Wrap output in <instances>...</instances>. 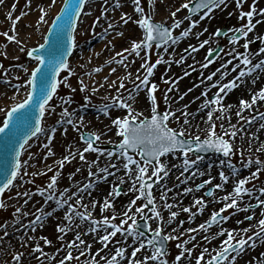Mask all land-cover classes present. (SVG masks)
Returning <instances> with one entry per match:
<instances>
[{
    "label": "rangeland",
    "instance_id": "1",
    "mask_svg": "<svg viewBox=\"0 0 264 264\" xmlns=\"http://www.w3.org/2000/svg\"><path fill=\"white\" fill-rule=\"evenodd\" d=\"M5 2L8 1V4L6 6L0 4L2 9H8L10 7L11 12H12V17L14 15H20L24 12V10L27 8L29 4L28 0H4ZM125 1L127 0H121V5L125 4ZM132 1V0H130ZM171 2L168 5L163 6L161 3L159 4L158 0H151V3H149V0H141V6L144 7L145 9V14L152 16L153 20L156 22H162L167 26H170L172 28V25L175 21L180 22V27L178 28H172L174 29V36L179 37L180 33L190 27L191 25V20L187 17L188 10L182 8V5L180 4L181 2H184V0H170ZM194 1V0H193ZM49 0H40V5L34 1L32 12L34 17H37V15H40V8H45L46 4H48ZM186 2V1H185ZM184 2V3H185ZM63 0H56V3L54 5L51 4L50 0V8L47 9L46 11L48 12V15L46 17L48 23H38L36 24V28L34 31L36 34H39L38 38L36 41L27 44L25 41H22V39H19L22 41V44H17L16 42L12 41L9 42L7 41L6 37L2 34L5 31H7L10 35L14 34L12 31V23L13 20H10L7 17H0V126L2 125V121L5 119L7 111L12 107L14 103H17L21 100L24 99L28 89L21 88L19 92L16 91V89L13 87L16 84H23L25 80H27L28 76L30 75L31 69H32V63L29 61L27 57V50L37 47L38 44L43 42V37L46 35L49 26L54 18V16L59 12L61 6H62ZM156 3H158L156 5ZM255 3L256 9H257V14L254 15L253 17V24L255 25V28L253 29L252 32L249 33L247 38H244L242 40H239L238 43L236 42H227L224 39L219 40L214 33L217 32V30H220L221 28H226V29H231L235 30L236 28H239L247 23V17H244L243 19L240 18V12L241 11H249L251 9V6ZM98 5L99 10L94 13L92 9H90V14H91V20L89 22H82L80 23L81 26H83L81 30V34L76 35L75 40H76V46H82L83 43L86 42V40H90L91 36L93 34H101L102 32L107 33V35H104L101 39L100 42H102L104 39H107L108 37L116 36V33H113V29H109L106 31H102L99 29V23L102 20H107L109 16L112 17L113 13L119 12L120 8L115 7V0H108V3L105 4L104 0H89L88 2V7L91 8L93 5ZM173 4V5H172ZM13 5H15V8L13 10ZM172 5V6H171ZM177 6H180V10L176 11L175 8ZM122 7V6H121ZM155 7H164L163 12L165 15V18L162 20H157L156 19V11L154 10ZM166 7V8H165ZM107 8V12L104 11V9ZM131 8H134V5H131ZM28 9H31V6H28ZM264 9V0H245V2L242 5L241 8H237L235 0H226V6H221L220 8H215L213 9V12H211L207 17H205L203 20V27H202V32L200 33H195V37L192 38L191 35L185 38H180L176 44H169L167 46L171 48L173 56H175L174 59L168 58L166 55L167 51H164V47L156 48L153 46L151 50L147 51V57L150 56V63H155L157 59L162 58V63L163 65H157L156 68L154 69V74L151 77L152 81L156 84H158V89L155 93L156 95V104H157V110L162 111V112H167L170 109L172 111H176L177 108H173V101L172 98L176 97L177 101H179V97L181 95L185 96H190L194 95V99H199L202 98L201 93L205 91L206 89L208 90V96H210L212 91L217 92V88L215 87H210L215 81H209L207 80V76L213 72L218 73L217 69L221 70L224 68H229L230 72H233L232 69L236 66L235 64H232L233 62L240 63L239 59H234L233 57L235 56L236 53H245L249 55L250 59L253 57L255 58L256 56L260 55L258 53V50L260 47L264 46V42H262L259 39H256L257 36L259 37H264V16L259 14V10ZM122 10V9H121ZM157 10V9H156ZM173 11H176V16L172 17L171 13ZM31 13V11H30ZM135 18L132 22V26L141 33L143 30L139 28L138 24L135 23V20H137L140 16L138 13L137 15H134ZM187 17V18H186ZM23 18V17H22ZM99 18V22L94 25V21ZM257 21H261L260 23H256ZM103 23V22H102ZM124 26V25H123ZM206 29V31H205ZM100 30V31H99ZM113 31V32H112ZM113 33V34H112ZM15 34L17 35H24L25 32H16V27H15ZM191 36V37H190ZM192 38V39H191ZM29 39V38H28ZM139 36L137 37V40H139ZM204 40H208L209 43L206 44L203 48H199L197 52H192L191 49L189 48V45L192 46H199L200 43H202ZM246 41H252L249 44L248 50H245L243 45ZM99 42V43H100ZM131 42V41H130ZM98 43V44H99ZM220 44V45H219ZM97 44H94L93 47H95ZM220 46L222 48V53L214 60L212 63L208 65L207 68H202L201 64L207 63L206 57L208 55V50L209 49H215L217 46ZM24 47L25 51H20V48ZM188 49L187 52L184 50ZM87 50H81L80 53H75L73 58L70 61V67L73 71V75H71L68 78L67 83L70 84L72 87H66L64 83H61V86L57 89V94L53 97V100L50 102V107L51 105L55 106V112H52L49 110L46 115L45 119L43 121V128L45 129V132L41 133V136H38L35 140L30 142L22 155V170H21V177H18L17 180L14 182V185L10 188L7 189L6 192L3 195L2 201L5 204L4 208H0V248L3 246L4 243L8 242L10 240V237L5 235V232H7L8 227H12L15 222L19 221L22 217L20 213H16V207L11 205V202H14L16 198H22V195H17V193H24L28 192L30 193L32 197H38L41 198L42 196L39 194L37 189L41 188H46L47 184L50 182V178L53 175H57L58 179L63 178L62 180V186L61 187H56V192L55 195L59 198L60 193L64 192L65 189H67L69 192L70 188V182L72 179H75L76 182L81 181V185L83 184L84 180L88 178V173H84L86 168H83L82 163H77L76 165L74 164L73 166L67 167L64 164L63 168L59 167V161L63 159V157L66 155L67 150L71 148H76V149H81L84 148L85 145L80 139L82 133L87 132V133H97L101 134V140L98 142V145L100 146L99 149L102 150V153H96V152H88L86 153V158H89V155H93V160L100 161V159H103L105 157H109L107 154L109 152H112L116 154L113 151L105 149L108 146H117L119 144V141L122 139L120 136L116 134V138L113 139H108L107 136L109 133L116 132L115 126L112 125V120L111 123H109V120H106L102 124L99 125H93L89 127H84V126H78V128H75L73 124H68L67 126L70 130L71 137H68L67 140H57V142H54L53 145L50 146L52 153L54 154L51 164L46 167V169L41 170V171H34V170H29L28 165L30 162L37 158L39 161H42V155H46L44 153L48 149L44 147L46 144L43 140V136L48 132L52 133V129H58L59 125L62 124L61 122V112L63 111L64 107H67L69 110V113H73L80 109L81 107H92V108H97V109H103L105 105H108V112L113 111L120 113L119 117H123L126 115L127 110L126 109H121L119 107H116L111 100V97L117 96V88L119 86L116 85L115 88H107L105 89V96L104 98L100 99L98 97L93 96L91 93H89L87 90L85 91H80V84L79 81L83 80V74L82 73L85 68V63L83 62L82 58L84 53ZM7 53V55H3L2 53ZM146 55L145 52H141ZM186 53H189L187 55ZM231 53V55H230ZM127 55V54H125ZM183 56L184 60L182 63L177 64L175 61L179 60L180 57ZM168 58V59H167ZM76 59H81V66L77 67L76 64ZM120 58L118 57L117 60ZM167 60V61H165ZM170 60V62H169ZM231 60V64H227L226 62ZM237 60V61H236ZM117 63V62H116ZM170 64V67L167 66V64ZM117 63L116 65H118ZM226 65V67H222ZM191 66V67H190ZM119 67V66H117ZM164 67V68H163ZM163 68V69H160ZM25 69H28L27 72H25ZM195 69V70H193ZM91 72V71H90ZM188 72L189 75L185 76L184 73ZM140 74L143 75V70L141 69ZM238 74V71H237ZM236 74V75H237ZM68 73L67 71H64L61 74L60 80L63 81L64 77L67 76ZM206 75V76H205ZM235 74H233V77H236ZM232 77V78H233ZM165 80H178V83L176 86L173 88L172 92L167 93V100L165 99V93L169 87H172L171 83H165ZM220 80V79H219ZM229 80V77L225 79V82ZM232 80V79H231ZM125 83V89L120 90L119 95H122L125 99L128 98L129 93L136 92L134 85L132 84V81H127L123 80ZM186 81V82H185ZM217 81V80H216ZM138 83V81H137ZM182 85L183 88L182 90L179 91L177 85ZM133 85V86H132ZM241 85V83H240ZM262 85H264V81L260 83L255 89L254 93L255 94L259 89H261ZM76 89L75 92L72 91V89ZM188 89H192L191 91H188ZM233 90V89H232ZM230 91H227L226 93H222L221 95L224 97L222 103L224 101H227L226 94H228ZM187 93L186 95H184ZM24 94V95H23ZM252 92L247 95H238V97L235 98V105L239 104V101L241 98L251 101L252 97ZM71 97V103L69 104H64L62 102V98H68ZM85 97H88V99H85ZM205 98V97H203ZM193 99V100H194ZM135 100L129 101L130 103L133 104V107L136 111L142 112L143 116L140 117V119H143L144 117L150 118L151 112H150V105H151V99L148 96V99L145 102H143L140 106H136ZM259 102H264L262 100H258ZM223 104L227 107L228 105ZM185 105H188V107H191L190 103H187ZM195 107H200L202 108V105H197ZM255 105L252 106L251 109H245L242 112V116L238 117L236 115L237 111L240 109H236L234 111L233 116L229 114L228 112H223V116L221 115L222 113L217 111L214 112L213 116V122L216 124V132L218 135H223L224 132L226 131H231V125H235L237 129V135L235 138L231 137H225V139H230V142L233 145V152L230 156L225 157L223 156H211L215 158L214 160L220 161V166L218 168V171L216 172V178L221 181L220 184H223L224 182L221 180L219 173L223 171L228 177H231V174L237 173H243V170H248L249 174H246V177H249L251 172H254L257 167H261L262 170L259 172L257 178L255 179H250L249 183L245 185V187H248L252 189V192L249 195H245L242 200H240L239 206L240 208H248V211H239L236 208H229L226 211H224V215L228 216L229 219L227 221H224L223 223L219 224L218 226L214 228H208L207 231L203 230H197L196 232L192 233H184L181 237L180 234L176 235V233L172 232V236L178 237V239H173L172 241L174 242V255L175 257L179 254L180 251L184 250V241H188V247L189 249H192V254L191 256H188L187 253H185V256L181 258L179 264H187L188 262L190 264H195L196 257L199 256L200 252H202L205 248L208 249V252L205 254V260L209 259L212 255L215 254L216 251L220 250L221 243L217 245L216 240L217 239H226L227 233L224 235H219L221 228L224 229H236V239L240 238V235H243V233H240L241 229L248 228L249 231L247 235H252L254 232H258V221L259 219L264 218V205H259L258 206V199H264V194L260 192V189L264 187V166H258L255 164V160L259 158L260 160L264 161V143L259 139V130H256V128H259L261 124H263V121L261 122H256V118L260 116V114L263 112L264 109L260 110V113L258 112V109L254 108ZM254 109L256 110L254 112ZM178 111H176L177 115ZM258 115V116H257ZM178 116V115H177ZM222 117L221 119H217L216 117ZM257 116V117H256ZM243 117V118H242ZM252 117H255V119L249 124L246 123V119H250ZM66 118H63L65 120ZM184 118H180L179 121L176 119H171L168 121V125L171 128L176 129L177 131H180L182 128L185 131V137H195V136H200L201 138H205L209 134V128L210 124L207 122V126L205 128H191L189 127L188 124L183 123ZM109 123V126H106ZM223 124V128L220 126ZM255 124V125H254ZM247 128V129H245ZM58 137V136H57ZM76 142V144H75ZM131 155V154H130ZM116 156V155H113ZM112 156V157H113ZM120 156V155H117ZM109 157V158H112ZM121 157V156H120ZM123 159V157H121ZM134 158L139 159V156L136 154L134 155ZM170 160L166 157L164 159H161L163 163L166 165L171 164V161L177 163L173 165L171 170L178 169L182 172H184V166H183V161H184V156L182 153H177L173 155L172 157H169ZM251 158L253 161V164L250 167H246L245 164L247 163L248 159ZM189 159L191 160H196V157L189 153ZM212 159V158H211ZM211 159H201L197 161L196 165H194L192 168L189 170H202L204 168H208L204 166L205 162L210 161ZM213 160V161H214ZM27 162L24 164L23 162ZM223 161V163H221ZM231 165V167L229 166ZM106 166V165H105ZM135 168V165H133ZM224 167V168H223ZM51 169L49 171L48 169ZM79 169V171H77ZM226 169V170H225ZM108 171L113 174L112 171L108 168ZM202 171H198V174L201 175ZM245 172V171H244ZM25 173H27L25 175ZM34 173H39L36 175H33ZM151 174V168L149 169V175ZM204 174H207L204 173ZM203 174V175H204ZM162 175V173H161ZM104 176H110L112 175H107L105 173L101 174V177ZM71 177V178H70ZM124 178V183L121 184L120 180L118 182H112L111 181L107 184L106 188L104 189V193H110L113 191L115 185H119L121 189V195L116 197V196H111L109 200L112 201L113 207L104 209L103 207V202L105 199H97L95 202V207L97 205V202L99 203V208L95 209L93 207V203H89V201L81 200V205H86L87 206V211L91 213V216L99 221H102L105 216L111 218L113 213L115 212L116 219L115 223L119 224L120 220L123 219V212L127 210L129 201L132 200L138 193L136 192H131L129 191V188L132 184V180L127 177L125 174L122 175ZM245 177V176H243ZM241 176H237L234 178V181L232 183L234 188V185L238 179H241ZM57 179V180H58ZM113 179V178H111ZM230 179V178H229ZM233 179V177H232ZM101 180V179H100ZM185 178L182 176H179L177 180L175 179V185L180 186L184 183ZM195 181V179H194ZM209 181V180H205ZM204 180H199L198 183L194 184L192 191L194 194L198 195L199 197H203L205 201V205H200L197 206L194 204L192 201L193 198H189V192L183 195V198L186 203H188L187 208L191 209V212H177L178 215L174 219L178 221L179 228L183 227L180 222L183 220V218H187L186 220V226L189 227L191 223H194L193 226H190L189 228L193 229H198V226L202 223H205L206 221L210 220V217L208 220H206V216L209 215L210 212L212 211H219L224 203H219L215 204L214 202H218V199L215 198V196H210L207 197V192L209 189H216L215 186L211 183H206L207 186H205ZM211 181V179H210ZM212 182V181H211ZM204 183L203 188H197L198 185ZM228 183H230L228 181ZM227 183V184H228ZM98 184V183H97ZM137 187L139 185L137 184ZM82 188V187H81ZM80 186L77 187L76 191L81 189ZM128 188V190H127ZM230 188V186H229ZM233 189H231V192ZM124 193V194H123ZM83 193L80 192L78 195L74 196V199H76L78 196L82 195ZM165 196V194L161 195L159 199ZM182 193L178 195V199H182ZM64 199H67L68 196L65 194L63 197ZM115 198H123L124 203L122 205H125V209L121 211L120 213H117V206L115 205L116 202H114ZM74 199H71L69 203L75 204L73 201ZM191 199V202L188 200ZM36 200V198H35ZM142 201H137L136 205L132 206V213H135V209L137 206H141ZM214 203V207L211 209H206V207H209L210 204ZM171 204V203H170ZM53 205V206H52ZM164 204L160 205L157 209L161 211V215L164 217V222L162 224L163 229L166 230L170 224L168 223V219L170 216V211L173 209L171 208L170 210L167 208L163 207ZM43 207V206H41ZM66 207V208H65ZM68 205H65L62 208H56L55 202L54 204L51 203V205L46 207V212L51 213V219L50 223H52L51 226H46V223L44 224V232L40 233L42 237H46L48 240H50L52 243L51 244H46L44 242V239L41 238V243L40 247L43 250V254L41 252L35 251V248L30 247L29 249L26 248L25 250H22L23 256L21 262L22 264H60L61 260H65V257L67 256V253L69 251V248L67 245L75 240V236L77 233L80 234L81 239L85 241L83 245L79 244L77 242V247L72 248V259L65 260V264H107V260L111 259V257L115 254V250L118 247H123L125 250H127V253L129 251V256L131 259V252L135 249L136 245H138V241H134L132 237H127L121 235L120 233H117L116 237H113L112 240L109 242L108 247L104 248L102 243L99 240L100 237V232L97 234L95 232H90L89 230L82 231L81 229H78V227L73 228L72 230H67L66 233H60L57 230L58 225H63V226H69L73 224H69V221H65L62 219L61 214H62V209L65 208L63 212L67 210ZM177 207V206H176ZM198 208H203V211H198ZM55 209L58 211L54 213ZM77 210L78 211H85V208L77 205ZM175 210V209H174ZM148 210H146L147 212ZM176 212V211H175ZM213 213V212H212ZM58 215V216H57ZM139 214L136 215L135 218H137ZM246 216H253L252 220H247L245 219ZM74 221H81L79 217L74 216ZM173 220V221H174ZM57 221V222H56ZM154 221V220H153ZM172 221V222H173ZM239 221H242V223H239ZM82 222V221H81ZM87 223L89 226L90 221H83ZM131 223V221H129ZM159 223V222H158ZM158 223L152 226L154 228L158 226ZM185 225V224H184ZM127 226V225H126ZM101 228L105 229L103 226H100ZM111 229H109L110 231ZM92 233V234H91ZM93 234L96 236H93ZM168 234V233H166ZM63 235V239H59V237ZM93 236V237H92ZM195 236V240H192L191 237ZM207 236L208 240L206 241L204 237ZM263 237V238H262ZM262 239H264V236L256 238V243L255 247L248 246L246 247L242 252L237 254V259L234 262V264H259V260H262L264 257V241L262 242ZM90 245V248L88 247ZM180 245V247H177ZM9 247V245H8ZM14 248V247H10ZM143 249H141L137 256L134 259L140 260L141 263H144V260L139 256L141 254ZM19 251V249H17ZM83 253V255L81 254ZM152 251H149L147 253V256L151 255ZM17 253L14 252H9L6 254H1L0 250V264H17V262L14 260V256ZM107 254V255H106ZM58 255V256H57ZM118 258V257H117ZM175 262L176 259L174 258ZM132 261V260H131ZM131 261L124 262V264H131ZM207 261V260H206ZM20 262V263H21ZM146 264H151L146 262ZM202 264H205V261H202Z\"/></svg>",
    "mask_w": 264,
    "mask_h": 264
},
{
    "label": "snow or ice",
    "instance_id": "2",
    "mask_svg": "<svg viewBox=\"0 0 264 264\" xmlns=\"http://www.w3.org/2000/svg\"><path fill=\"white\" fill-rule=\"evenodd\" d=\"M4 0H0V4H2ZM29 4L31 0H28ZM89 2V0H63V6L60 8L59 13L55 16V18L51 22V27L48 29V34L43 37L44 42L39 44L37 47H33L27 50L26 54L32 60L36 62V66L31 69L30 75L28 76L27 80L23 82V84H16L13 87L16 89L17 92L21 88H27L28 91L23 100L14 103L10 110L6 113V118L2 121V126H0V139L5 141V149L7 155L8 152L15 151L16 159L14 162L11 163V169L9 170L7 165H0V176H3V180L0 181V194H3L7 189H10L14 182L17 180L18 177H21V170H22V162L19 159L21 152L24 150L25 146L29 144V141L33 137H37L38 134L45 132V129L42 127L43 118L49 110L55 112V106L51 105L50 102L53 100V97L57 94V89L61 86V83H64L66 87L71 88L72 86L67 83L68 78L73 75V71L69 65V61L67 57L71 55L72 50L76 46L75 40V31L77 29V24L81 18L82 13L84 12L85 5ZM237 8L242 9V5L245 0H235ZM56 0H51V4L54 5ZM104 3L107 4L108 0H104ZM134 5V12L139 13L140 16L135 23L138 24L139 28L142 29V38L139 40L132 39L130 42V48H124L122 51L116 53V57L120 59L117 60V63L122 64L125 68L129 65L125 63L127 60V56L135 54V56L140 57L141 52H145L146 55L143 58V63L140 66V69L143 70V75L140 74V70H137V75L135 80L132 81L134 85L135 91L138 93L141 90H147V94L151 99L150 105V112L151 116L150 119L148 117H144L142 112H138L134 109L133 104L129 101L134 99L132 93L130 92L128 98L125 99L122 95H119L120 90L125 89V83L123 80L119 81V86L117 88V96L111 97L112 103L121 109H126V115L123 117H116L112 119V125L116 128V134L120 136L122 139L119 141V149H120V156L123 157V168L125 169V175L128 176L132 180V184L129 188V191L136 192V195L132 200L129 201V205L126 211L123 212V219L120 220V223H115L116 215L115 212L113 213L112 217L109 218L105 216L102 221L96 220L91 216V213L87 211L86 205H81L82 196L76 200L75 204L69 203L72 199V196H68L67 199L63 197L67 193V189L64 192L60 193V197L58 198L55 195L56 192V185H57V175H53L50 178V182L47 184L46 188L37 189L39 194L42 197H45V204L50 201L55 202L56 208H62L65 205H68L65 219L69 221V224L74 222V216L79 217V219L83 221H90V232L97 231V228L103 226L105 228V234L99 237L100 242L102 243L104 248L108 247L109 242L112 240L113 237L117 236V233L127 237H132L134 241H138V247H136L131 252V257L133 258L131 264H141L140 260L134 259L137 256V253L141 249H145L146 246H149L154 249V251L149 256L144 257V262L146 264L147 261H154L158 262V264H168L165 257V241H170L173 239H178V237L172 236L169 234H163V221L164 217L161 215V211L158 210L155 206V198L153 196L152 188L153 183L151 181L153 177H155V183H159L165 177L169 175L168 167L165 163L161 161V157L165 156L168 153L180 151L184 156L183 166L184 171L187 172L190 168L196 165L197 161L201 160L202 157L197 156L196 160L189 159V153L192 151L200 152V151H207L209 149H213L217 152L223 153L225 157H228L233 152V145L230 142V139H225V137L235 138L237 135V129L235 125H231V131L224 132L223 135H218L216 132V124L213 122L214 112H225L227 108H230L231 105L227 107L222 103L224 97L221 95L222 93H226L227 91H231L240 86V82L242 78L251 75L255 70L260 69L264 70V60H261L259 63L252 65V61L248 54L245 53H236L233 57L234 59H239L240 63L237 64L232 71H236V68H239V72L232 80L227 82H221V80L215 81L210 87L217 88V92L211 99H208V90L206 89L201 93V96L205 97L202 107L208 108L209 111L207 112V121L210 124L209 134L204 139H201L200 136H195L185 138V131L183 128L180 131H177L174 128L168 126V121L171 119H176L177 121L183 117V123L189 124L190 121L188 117L190 113L187 112L188 105H184L183 109H177L176 111H180V116L176 115V111H172L171 109L162 115L157 110L156 104V91L158 89V84L151 82L150 77L154 74V69L160 63H162V58L157 59L155 63H150L149 58L147 57V51L153 48L155 44L156 48L164 47V51H167V46L171 44H176L180 38L188 37L199 21L193 20L190 27L185 29L180 33L179 37L173 35L172 30L165 26L162 22H154L152 16L145 14L144 7L141 6V0H132ZM151 3V0H149ZM193 0H186L183 3L182 8L187 9L191 13H199L202 9H205L203 15L200 16V20H203L207 17L215 8H220L221 6H226V0H199V2L195 3L194 7L191 6ZM121 0H115V7L120 8ZM13 10L15 5L12 6ZM180 9L177 8L176 11ZM40 15L38 17V23H48L46 17L48 12L44 8H40ZM107 12V8L104 9ZM176 11L171 13L172 17L176 16ZM257 14V9L255 3L251 6L249 11H241L240 18L243 19L247 17V23L239 28H236L233 32L230 42L238 43L240 36L242 35L244 38H247L249 33L253 31L255 25L253 24V17ZM259 14L264 16V9L259 10ZM24 13L21 14V16ZM21 16H17L14 20L12 17V12L8 13V18L13 20L12 23V31L14 34L10 35L7 31L2 33L7 41L9 42H16L17 44H22L17 38L15 34V27L16 23L19 21ZM187 18V17H186ZM121 21L127 25L129 21L133 19L132 16L124 13L120 17ZM99 22V18L94 21L95 26L96 23ZM261 21H257L256 23H260ZM116 27L115 24L109 23L108 28L114 29ZM180 27V22L175 21L172 25V28ZM206 31V29H205ZM239 33L240 35H237ZM215 35H220L219 30H217ZM117 35L122 36L123 33L119 32ZM256 39L261 40L264 42V37L257 36ZM252 41H246L243 45L245 50H248L249 44ZM208 40H204L199 46H192L189 45V48L192 52H197L199 48H203L206 44H208ZM20 51H25L24 47L20 48ZM185 52L188 49L184 50ZM213 49L208 50V56L206 57L207 63L201 64L202 68H207L210 63H212L211 57L213 54ZM258 53L264 54V46L260 47ZM3 55H7V53H2ZM127 54V55H125ZM231 55V53H230ZM184 57L181 56L179 60L175 61L177 64L182 63ZM227 64H231L232 61L229 60L226 62ZM243 65V67H241ZM249 65H252L249 67ZM2 67V65H0ZM191 67V66H190ZM226 67V65L222 66ZM101 69H96V71H100ZM195 70V69H193ZM28 69H25L27 72ZM61 71H67L68 75L64 77V80L61 81L58 79ZM116 69L113 68L112 72H115ZM217 71H220L217 69ZM185 76L189 75L188 72L184 73ZM128 76H131V73H128ZM216 76V72H213L207 76V80L211 81L213 77ZM227 76V72H222L221 77ZM107 77H105V81H107ZM138 81V83H137ZM166 84L171 83L172 87H169L165 93V99L167 100V93L172 92L175 85L178 83V80H165ZM253 84L256 83L255 80L252 81ZM80 84V91H85L88 88V85L84 83L83 80L79 81ZM115 82H113V85ZM103 87V85H100ZM97 87H93L92 91H97ZM192 89H188L191 91ZM73 92L76 89H72ZM185 93L184 95H186ZM184 96L181 95L179 99H183ZM88 99V97H85ZM257 100L264 101V88H261L259 92L255 93L251 97V101L245 100L243 98L239 101L240 110L237 111L236 115L238 117L242 116V112L245 109H251L252 106L257 102ZM62 102L64 104L71 103V97L62 98ZM105 114H108V105H105L103 109H101ZM72 114L69 113L67 107L63 108L61 112V121L64 122L63 118L70 117ZM261 119H264V113L260 114ZM217 119H221L222 117L218 116ZM243 118V117H242ZM255 117L250 119H246V123H251ZM80 123H83V117L79 118ZM68 124H73L72 119H67L66 121ZM75 127L76 125L73 124ZM223 128V124L220 126ZM261 128H264V124L260 125ZM55 132V129H52ZM53 137H49V142L44 145L46 149H48V155H52V151L50 148V143ZM80 139L83 141L85 147L82 151H80L79 159L81 161L86 162L85 153L88 152H96L102 153V150L97 148L95 145L97 142L101 140V134L97 133H90L87 137L81 135ZM22 141V142H21ZM9 145L11 147H9ZM16 145L19 148H16ZM129 150L136 153L139 156V159L134 158L133 155L129 154ZM109 157H112L114 153L109 152L107 154ZM75 158V154L69 151L68 155H65L63 159L59 161V167L63 168L65 162H70L71 159ZM26 164L27 162H23ZM97 160L92 161V165H95ZM223 163V161H221ZM253 164L251 158L248 159L247 163L245 164L246 167H250ZM255 164L258 166H264V161L257 158L255 160ZM135 165V168L132 166ZM231 167V165H229ZM111 168H117L116 164H111ZM91 169V165L89 166ZM151 168V174L149 175V169ZM51 171V169H48ZM262 170L261 167H257L254 172H251L249 177L238 179L234 185L233 191L229 194H226L223 197V201H225L223 207L219 211H214L210 216V221H206L198 226V229L189 228L187 229L188 232H196L197 230L207 231L213 224H217L220 221H227L229 219L228 216H222L221 213L226 211L229 208H236L239 211H248V208H240L239 201L243 199L245 195H249L252 192V189L245 187L246 184L249 183L250 179L257 178L259 172ZM79 171V169H77ZM99 173H105L107 175H111L108 171V167H102L98 170ZM162 173V175H161ZM27 173H25L26 175ZM39 173H34L36 175ZM203 173H201L202 175ZM89 177L96 176L97 179H106V176L100 177L98 173H94L89 170L88 173ZM221 180L224 182L223 184H216V189H221L224 187V184H227L229 181V177L221 171L219 173ZM71 178V177H70ZM211 181H205L204 183H210ZM120 183H124V178H120ZM204 183L197 186V188H203ZM137 184L139 187H137ZM92 187V182L90 181L88 185H86L83 189H79L78 191L83 192L86 191L88 188ZM170 191V189H169ZM192 191L190 188L185 189V193ZM260 192L264 194V187L260 189ZM17 195H23L25 197L30 198V193H17ZM77 195V193L72 194ZM121 189L119 185H115L112 192L109 193V196H120ZM208 196H213L214 192L209 190L207 192ZM144 198L147 200L146 204L141 206H137L135 209V213L132 212V206L136 205L137 200ZM162 200L165 201L163 207L167 209H171L173 207L172 204L167 203L166 197L162 196ZM27 203V200H25ZM258 206L264 205V199H258L257 201ZM96 202H93V207H95ZM194 204L197 206L205 205V201L203 197L197 198L194 201ZM77 205H80L85 208V211L81 212L77 210ZM149 205H152L150 211L153 213L152 216L144 215V210L149 208ZM5 204L2 200H0V208H4ZM104 209H108L113 207L112 201L105 198L103 202ZM183 211L191 212L190 208H184ZM198 211H203V208H198ZM21 208L16 209V213H21ZM37 214L35 215V220L33 221L34 224L41 223L45 216L51 215V213L46 212L43 207L38 208L36 210ZM24 215H28V213H23ZM139 214L142 219L145 221L156 219L159 223L155 229H152L150 225L147 223L145 227L149 229L153 233L151 238L147 239L146 241L141 239L144 237V233L138 231L139 225L137 224L136 215ZM178 213L175 211H170V216L168 219V223L171 224L172 221L177 217ZM264 215V213H262ZM245 219L252 220L253 216H246ZM131 221V223H129ZM242 223V221H239ZM183 224V221L180 222ZM127 225V227H125ZM258 232H254L252 235H247L249 229L244 228L240 230L239 239H236V229H224L221 228L219 235H224L227 233L226 239H224L221 243L220 250L216 251L214 255H212L207 261H205V254L208 252V249L205 248L202 252H200L199 256L196 257L195 264H202V261H205V264H234L237 259V255L242 252L246 247L251 246L255 247L256 238L264 236V218L259 219L258 221ZM109 229H111L109 231ZM33 230H35L33 228ZM57 230L60 233H66L67 230H71L67 226L58 225ZM175 231V229H173ZM7 235V232H5ZM46 244H51L52 242L48 240L46 237H42ZM59 239H63V235L59 237ZM192 240H195V236L191 237ZM204 239L207 241L208 237L205 236ZM77 242L83 245L85 243L84 240L81 239L79 233L76 234L75 240L71 241L67 247L69 251L65 260H71L72 257V248L77 247ZM184 243H188V241H184ZM90 248V245L88 246ZM177 247H180L178 245ZM35 251L41 252L43 254V250L41 249L40 245L37 244L35 246ZM187 253L188 256H191L192 249L185 248L184 250L180 251L179 254L175 257L177 264H179L182 257L185 256ZM83 255V253H81ZM125 248L118 247L115 250V254L111 257V259L107 260V264H118L117 257H124ZM23 253H17L14 256V260L17 264H20L22 260ZM65 260H61L60 264H65Z\"/></svg>",
    "mask_w": 264,
    "mask_h": 264
},
{
    "label": "bare ground",
    "instance_id": "3",
    "mask_svg": "<svg viewBox=\"0 0 264 264\" xmlns=\"http://www.w3.org/2000/svg\"><path fill=\"white\" fill-rule=\"evenodd\" d=\"M34 1H36V3L38 5H40V0H31L30 5L31 9L27 8L24 10V15L21 16L20 15H14L13 16V20L17 17V16H21V18L19 19V21L16 23V32L20 31V32H25L24 35H18V39H22V41H25L27 44H30L34 41L37 40L39 34L35 33V29L34 27H36V24H38V17L39 15H37V17H34L35 14H33L32 9L33 8V4ZM186 0H184L185 2ZM171 1L170 0H159V4L161 3L163 6L168 5ZM184 2H181L180 4L183 5ZM8 4V1H4L2 3V5L6 6ZM158 4V3H157ZM1 5V6H2ZM50 0L48 2V4H46L45 8L46 10L50 8ZM131 5H133L132 1L127 0L125 1V4L122 5V10L119 11L118 13H113L112 17L109 16V18L106 20H101L100 21V25H99V29H101L102 31H106L108 30V24L109 23H113L116 25V27L113 29L114 32L113 33H119L122 32L123 35H116V36H110L107 39H104L102 42H100L99 44H97L95 47H93L91 50H87L84 55H83V62L85 63V68L83 69L84 71L82 73L83 74V81L85 84L88 85V88L86 89L89 93H91L93 96L98 97L100 99L106 97L105 96V89L107 88H115L116 85L119 84L120 80H127V81H132L135 80V77L137 75V70H140V66L143 63V58L145 57V54L141 53L140 57L135 56V54L130 55L127 60L125 61L126 64H128L129 66L127 68H125L122 64L121 66L119 65L118 67H114V64H111L112 61L117 60L118 57H116V53L122 51V49L124 48H130V41L132 39H136L139 36V38L141 39L142 33H140L138 31V29L134 28L132 26V24L128 25L126 27H123L122 25L124 24L120 17L122 14L127 13L128 15L132 16L134 18V11H132ZM173 5V4H172ZM171 5V6H172ZM0 6V17H7L8 13L11 11L10 7L8 9H2ZM180 6H177L175 8V10L177 8H179ZM166 8V7H165ZM90 9H92L94 12H97V10L99 9L98 5H93L91 6V8L88 7V5L86 6L82 16H81V20L80 22H89L90 21V16H91V12ZM157 9V10H156ZM164 7H155L154 10L156 11V19L157 20H162L165 18L164 12H163ZM180 9V8H179ZM31 11V13H30ZM213 12V11H212ZM23 17V18H22ZM133 20V19H132ZM195 20V19H193ZM103 22V23H102ZM200 28L195 30L194 33L192 34V38L195 37L196 35H194L196 32L200 33L202 32V27L204 26L203 23L199 24ZM83 28L81 27V25L78 26L77 32L76 34H81V30ZM100 31V30H99ZM112 33V34H113ZM102 34V33H101ZM29 38V39H28ZM191 38V39H192ZM169 49H167V53L166 55L168 56V58L170 59H174L175 56H173L174 54H172V50L170 47H168ZM167 58V59H168ZM81 59H76V66L79 67L81 66ZM261 60H264V54H260L258 56H256L255 58L253 57L251 59L252 61V65H255L256 63H259ZM167 61V60H165ZM237 61V60H236ZM170 62V60H169ZM232 64H239L238 61L237 63L233 62ZM159 65H163V63H160ZM252 65H249V67H251ZM168 67H170V64H167ZM241 67H243V65H241ZM115 68L116 71L112 72V69ZM164 68V67H163ZM160 68V69H163ZM96 69H101L100 71H96ZM239 68H236V71L230 72L229 68H224L221 69L218 73H216V76L213 77L212 81H216V80H221V82H225V79L227 77H229V80L233 79V74H237V71L239 72ZM254 75V72L251 75H248L244 78H242V81L240 82L241 85L233 90H231L228 94H226L227 97V101L225 104L226 105H231L230 108H227V110L225 111L226 113L228 112L229 114H231L233 116L234 111L236 109H240L239 104L235 105V98L238 97V95H247L250 94L252 92V94L254 93V89L260 84V82L264 81V70H260ZM91 71V72H90ZM227 72V76L225 77H221V73L222 72ZM131 73V76H128V73ZM206 76V75H205ZM105 77H107V81H105ZM233 77V78H232ZM228 80V81H229ZM255 80L256 83L253 84L252 81ZM150 81L152 82V80L150 79ZM113 82H115V84L113 85ZM186 82V81H185ZM100 85H103V87H100ZM133 86V85H132ZM179 91L182 90L183 86L177 85ZM93 87H97L98 90L93 92L92 89ZM218 90V89H216ZM256 90V89H255ZM27 93V92H25ZM215 94V91H212L210 96H208V99H211ZM24 95V94H23ZM134 99H136V106H140L143 102H145L148 99V95H147V90H141L140 92H133L132 93ZM177 99L176 97L172 98L173 101V106L177 109H183V106L187 103L191 104V107H187V112L190 113V116L188 117L190 123L188 124L189 127L193 128H205L207 126V112L209 111L208 108H200V107H195L197 105H202L204 100L206 98H199V99H194V95H190V96H185L182 100L180 99L179 101L176 102ZM194 99V100H193ZM147 103V101H146ZM113 111H109L108 114H105L103 111H101V109H97V108H92V107H81L80 109H78L77 111L71 113L72 115L70 117H67L64 122L62 124L59 125V128L55 130V132L49 133L48 132L43 136V140L45 143L49 142V137H53L50 143V146L54 144V142H57V140L63 139V140H67L68 137H71V133L70 130L67 126V119H72L73 120V124L76 125L75 128H78V126H84V127H89V126H93V125H99L102 124L103 122H105L106 120H109V123H111V120L120 116V113L118 112H114ZM224 113H222L221 115L223 116ZM178 116H180V111H178L177 113ZM83 117V123L81 124L79 121V118ZM183 118V117H181ZM262 121H264V119H262ZM109 123L106 126H109ZM247 129V128H245ZM261 131V130H260ZM58 136V137H57ZM259 139L264 143V133L259 134ZM108 139H113L116 138V132H112L108 134L107 136ZM76 144V142H75ZM83 148H69L66 152V155L69 154V151H71L72 153L75 154V158L71 159L70 162H65V166L70 167L73 166L74 164L76 165L77 163H82L83 164V168H86L84 173L89 172V170H91L94 173H98V175L101 177V174L103 173H99L98 170L99 168L102 167H108L110 169V171L113 172L112 177L113 179L110 178V176H106V179H97L96 176H92L88 178H86L83 182V184L81 185V181L80 184L79 182H76L75 179H72V181L69 183L70 184V188L69 192L66 193L67 196H72V199H74V196L72 195L73 193H77V195L80 193V191H76L77 187L80 186L81 189H83L86 185L89 184V182H92V187L88 188L86 191H83L82 196L83 200H87L89 201V203H93L94 201H96L97 199H109L111 196H109V193L105 194L104 193V189L106 188L107 184L111 181L112 182H118V180H120V178L122 177V175L125 173V169L123 168V159L120 156H113L112 158H107L104 156L103 159H100V161H97V163L95 165H92V161H93V155H89V158H86V162L85 161H81L79 159V152L82 151ZM44 153H46V155H42V161H39L37 158L33 159L30 164L28 165V169L29 170H34V171H41L46 169V167H48L52 162V158L54 156V154L52 155H48V150L45 151ZM86 155V153H85ZM170 160V158H169ZM111 164H116L117 168H111L110 165ZM177 163L171 161V166L175 165ZM91 165V169L89 168V166ZM106 165V166H105ZM204 166L208 167V168H204L202 170H188L187 172H185L183 175V177L185 178L184 181V186L183 188L179 189L178 191L175 192L174 196H175V201H177V197L176 195H179L182 193V191H185L186 188H191L193 187L194 184L198 183L199 180H210L212 182H210L211 184H213L214 186L216 184H220L221 181L218 180L216 178V172L218 171V168L220 166V161L218 160H210L208 162H205V164H203ZM208 165V166H207ZM224 168V167H223ZM226 170V169H225ZM198 171H202V173H206L207 174H202L199 175ZM245 171V172H244ZM201 173V172H200ZM246 174H249L248 170H243V173H239L237 175V173H233L231 174V178L229 179L228 184H224V187L221 189H216L215 190V198L218 199V202L215 204H219V203H225V201H223V197L226 194L231 193V189H233V181L234 178L237 176H241L242 178L246 177ZM245 176V177H243ZM233 177V179H232ZM195 179V181H194ZM62 180L63 178H59L57 180V187H61L62 186ZM114 180V181H113ZM98 183V184H97ZM167 184H172V181L168 180ZM230 186V188H229ZM80 196H78L76 199H74L73 201L76 202L77 199L80 198ZM169 197H172V194L169 195ZM193 198V202L197 199L200 198L199 194L196 195L194 194V192H190L189 193V198ZM36 198V200H35ZM25 197L22 195V198H16L14 200V202H11V205H13L16 208H21L22 212L20 213L21 217H26L22 222H20V220L18 222H16L15 224H12L14 226L12 227H8L7 228V234L10 237V240L6 243L3 244V246L0 248L1 250V254H6L9 252H16V253H22V250H25L26 248H30L33 247L35 248V246L37 244L42 245L43 243H41V238L42 236L40 235L41 231H38L39 229H43L42 232H44V224L46 223V226L48 228V226H51L52 223H50V219L49 217H44V219L42 220L41 223L38 224H34L33 221L35 220V215L37 214L36 210L38 208H41V206H43V203H45V197L42 198H38V197ZM25 200H27V203H25ZM191 201V199H190ZM124 203V199L120 198L116 204H123ZM49 206V205H48ZM53 206V205H52ZM212 207H214V204L209 205V207H206V209H211ZM66 208V207H65ZM65 208H63V211L65 210ZM99 208V203L97 202V205L95 207V209ZM44 210L46 211V207L44 208ZM61 214V217L63 220L67 221L65 219V214L66 211L63 212ZM172 211H176V210H172ZM23 213H28V215H24ZM57 222V221H56ZM68 222V221H67ZM73 225H69L68 228H70L71 230L75 227H78V229H81L82 231H86L89 230V225L85 222H81V221H74L73 223H71ZM33 228L35 230H33ZM92 234V233H91ZM99 234V232H98ZM105 231H101L100 236L104 235ZM93 236H96L93 234ZM92 236V237H93ZM263 238V237H262ZM223 241V239H217L216 243L217 245H219L221 242ZM264 241V239H262V242ZM219 243V244H218ZM9 245V247H8ZM10 247H14V248H10ZM17 249H19V251H17ZM263 249H264V245H263ZM127 251H125L124 257H118L117 258V262L118 264H124L125 259L128 258L129 256H127ZM107 255V254H106ZM259 264H264V257L262 260H259ZM23 262H21L20 264H22Z\"/></svg>",
    "mask_w": 264,
    "mask_h": 264
},
{
    "label": "water",
    "instance_id": "4",
    "mask_svg": "<svg viewBox=\"0 0 264 264\" xmlns=\"http://www.w3.org/2000/svg\"><path fill=\"white\" fill-rule=\"evenodd\" d=\"M104 35H107V33L102 32V34H93L91 36L90 40H86V42L83 43L82 46L81 45L80 46H75L74 54L75 53H80L81 50H91L93 48L94 44H98L100 42V39ZM218 52L219 51H217L216 54ZM69 56L67 57V59L69 58ZM39 136H41V133H40ZM9 147H11V146L9 145ZM16 148L18 149L19 146L16 145ZM5 153H6L5 141L3 139H0V165H5L6 164L8 169L10 170L11 169V163L14 162V160L16 159L15 151L8 152L7 155H5ZM2 180H3V176H0V181H2Z\"/></svg>",
    "mask_w": 264,
    "mask_h": 264
}]
</instances>
